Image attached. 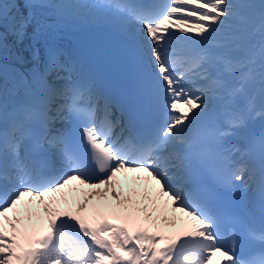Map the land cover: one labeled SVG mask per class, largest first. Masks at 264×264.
<instances>
[{
  "label": "snow or ice",
  "instance_id": "6c2138e0",
  "mask_svg": "<svg viewBox=\"0 0 264 264\" xmlns=\"http://www.w3.org/2000/svg\"><path fill=\"white\" fill-rule=\"evenodd\" d=\"M256 7L250 0H0V23L20 43L35 8L61 15L87 8L114 23L146 59V90L155 107L148 124L130 109L116 136L110 101L93 82L60 76L70 69L51 51L32 69L29 103L9 113L0 102V264H213L216 256L224 258L221 264H264V247L248 259L235 241L225 247L224 220L204 186L206 175L228 191L245 184L246 173L251 180L250 154L264 165V130L251 134L243 150L224 145L248 131L232 97L251 84L264 99V0L258 27L244 37L225 35ZM50 72L65 83H49ZM210 79L213 88L199 86ZM213 99L223 101V120L205 129ZM64 123L78 124V134L57 127ZM129 173L135 184L118 191L120 175ZM109 214L124 223H110ZM250 235L264 244V232Z\"/></svg>",
  "mask_w": 264,
  "mask_h": 264
},
{
  "label": "bare ground",
  "instance_id": "6f19581e",
  "mask_svg": "<svg viewBox=\"0 0 264 264\" xmlns=\"http://www.w3.org/2000/svg\"><path fill=\"white\" fill-rule=\"evenodd\" d=\"M62 3H65V0H60ZM72 2H76V3H79L80 1L79 0H71ZM261 3V0H257V2H255L254 4L255 5H257V7L254 9V10H252L251 12H249V13H252L253 11H256V9H259V4ZM81 4H83V3H81ZM237 19H239V18H237ZM46 21H48V20H43V19H41V20H32V23H31V25H30V31H34V28L36 27V26H39L40 24H42V23H44V22H46ZM8 38H10V36H8ZM199 86H202V87H205L206 88V86H205V81H200L199 82ZM131 186H127V189H125V190H127V191H129V188H130Z\"/></svg>",
  "mask_w": 264,
  "mask_h": 264
}]
</instances>
